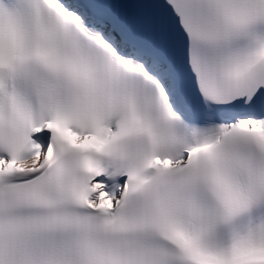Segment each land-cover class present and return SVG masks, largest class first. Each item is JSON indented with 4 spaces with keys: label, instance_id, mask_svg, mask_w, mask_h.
<instances>
[{
    "label": "snow or ice",
    "instance_id": "obj_1",
    "mask_svg": "<svg viewBox=\"0 0 264 264\" xmlns=\"http://www.w3.org/2000/svg\"><path fill=\"white\" fill-rule=\"evenodd\" d=\"M0 264H264V0H0Z\"/></svg>",
    "mask_w": 264,
    "mask_h": 264
}]
</instances>
